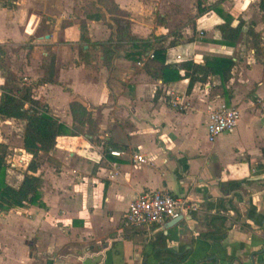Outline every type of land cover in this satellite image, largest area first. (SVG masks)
<instances>
[{"label":"crops","instance_id":"crops-1","mask_svg":"<svg viewBox=\"0 0 264 264\" xmlns=\"http://www.w3.org/2000/svg\"><path fill=\"white\" fill-rule=\"evenodd\" d=\"M114 3L122 16L99 0H0L7 68L68 127L72 102L88 109L84 134L59 136L39 154L44 205L0 211V264H264L260 0ZM122 18L129 26L120 40ZM228 19L244 22L234 46L223 42ZM163 48L164 64L233 59L229 93L219 76L191 91L189 78H156L163 62L155 51ZM47 74L52 81L42 82ZM5 82L0 69V96ZM222 105L237 107L240 121L210 140V115ZM15 150L7 181L18 187L33 155L23 138ZM157 189L193 208L176 223L127 225L135 197Z\"/></svg>","mask_w":264,"mask_h":264},{"label":"trees","instance_id":"trees-1","mask_svg":"<svg viewBox=\"0 0 264 264\" xmlns=\"http://www.w3.org/2000/svg\"><path fill=\"white\" fill-rule=\"evenodd\" d=\"M104 4L109 12L122 16L123 12L116 6L114 0H99ZM260 7L264 10V0H260ZM90 8L94 11H101L95 4H91ZM101 14H92L91 18L100 19ZM116 17V18H117ZM118 23L119 39L123 40V34L127 32L129 23L125 19H116ZM244 22L240 21L237 26H232L231 20H226L221 25L223 42L226 45L234 46L240 39L243 32ZM86 30L85 24L83 25ZM249 32L255 37L259 35L254 31L251 25ZM166 49L155 51V55H159L163 62L160 73L156 74V78L166 83L172 80H180L189 78V91L192 90L197 82H206L211 76H219L221 78V86L225 92L226 84L232 77V70L235 61L231 58L213 57L207 58L204 63H197L193 60H186L180 64H164ZM6 53L0 46V69L6 77V82L1 86L2 93L0 96V121L2 119L14 118L25 121L23 131V147L33 158L29 164L28 170L20 186L15 187L8 183V144L0 141V211H9L15 207H24L31 204L44 205L41 197V187L43 178L36 175L39 167L38 157L41 152H50L57 144V139L62 135H82L85 133V125L88 120V109L79 102H72L70 105L71 113L74 119L72 128L62 122L55 116L49 105L36 99L31 90V86L17 76L12 70L5 65ZM184 69L185 74L181 75L180 70ZM49 74L45 75L42 82H51ZM218 218L213 216V219ZM223 229V228H221ZM224 230V229H223ZM224 235L217 237L220 240Z\"/></svg>","mask_w":264,"mask_h":264},{"label":"built area","instance_id":"built-area-1","mask_svg":"<svg viewBox=\"0 0 264 264\" xmlns=\"http://www.w3.org/2000/svg\"><path fill=\"white\" fill-rule=\"evenodd\" d=\"M240 110L234 106L222 105L210 115L208 134L215 140L220 134L235 129L240 121ZM112 154L120 152L113 150ZM143 160L142 157H139ZM193 206L182 197L172 195L165 189L144 191L138 194L125 214V223L132 227L163 224L185 215Z\"/></svg>","mask_w":264,"mask_h":264},{"label":"rangeland","instance_id":"rangeland-1","mask_svg":"<svg viewBox=\"0 0 264 264\" xmlns=\"http://www.w3.org/2000/svg\"><path fill=\"white\" fill-rule=\"evenodd\" d=\"M5 65L6 67H9L6 59ZM23 123L24 122L20 120L10 121L7 119H2L0 121V141L9 143L8 146L13 147L12 149L9 148V154L14 153L16 151L15 149H19L21 147L24 131Z\"/></svg>","mask_w":264,"mask_h":264},{"label":"water","instance_id":"water-1","mask_svg":"<svg viewBox=\"0 0 264 264\" xmlns=\"http://www.w3.org/2000/svg\"><path fill=\"white\" fill-rule=\"evenodd\" d=\"M181 218H182V217H179V218H177V219L172 220V223H176V222H178Z\"/></svg>","mask_w":264,"mask_h":264}]
</instances>
